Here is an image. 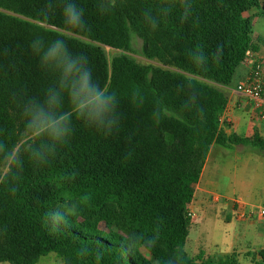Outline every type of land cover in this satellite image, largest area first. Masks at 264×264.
Segmentation results:
<instances>
[{"label": "trees", "instance_id": "obj_1", "mask_svg": "<svg viewBox=\"0 0 264 264\" xmlns=\"http://www.w3.org/2000/svg\"><path fill=\"white\" fill-rule=\"evenodd\" d=\"M69 2L83 9V29L66 22ZM255 8L264 17L260 0H0V167L33 136L0 181V263L37 264L53 253L62 264H235L203 252L186 257L188 205L213 144L264 152V137L219 128L221 86L254 49L246 14ZM58 30L122 51L134 33L145 58L177 71L123 54L108 62L100 47ZM58 39L71 58H87L93 84L115 94L110 132L73 111L61 71L42 63ZM50 90L60 92L53 108ZM34 108L72 112L70 131L58 141L34 135ZM65 195L82 216H52Z\"/></svg>", "mask_w": 264, "mask_h": 264}, {"label": "crops", "instance_id": "obj_2", "mask_svg": "<svg viewBox=\"0 0 264 264\" xmlns=\"http://www.w3.org/2000/svg\"><path fill=\"white\" fill-rule=\"evenodd\" d=\"M254 41V49L248 53L249 61L260 63L264 69V40L256 38ZM249 68L250 63L244 61L237 68L232 83L229 86H221L227 104L220 115L219 128L227 137L237 135L248 139L255 134L264 137V99L255 105L236 90L237 84L246 78ZM229 149L234 150V153L224 156L217 145L213 144L210 148L200 178L194 184L192 201L197 199L195 203L201 208L196 211L198 213L196 220H192L189 237L194 229L198 234L197 239L203 246L204 252H200L206 257L216 260L233 257L236 264H264L260 255L264 253V226L257 227L258 223L264 225V216L260 215V211L264 209V152L243 145H233ZM228 157L230 160L246 159L245 172L250 173L243 188L234 191L231 197L218 194L217 186L209 180L217 161L227 160ZM236 164L241 165L237 162ZM208 195L214 196V205H209ZM234 202H237L245 213L252 212V216L244 220L234 219L232 214ZM226 210L229 211V216L225 219L221 233L212 236L209 230L212 222L217 218H225ZM233 220L236 222H232ZM224 232L227 234L226 237Z\"/></svg>", "mask_w": 264, "mask_h": 264}, {"label": "clouds", "instance_id": "obj_3", "mask_svg": "<svg viewBox=\"0 0 264 264\" xmlns=\"http://www.w3.org/2000/svg\"><path fill=\"white\" fill-rule=\"evenodd\" d=\"M111 5L114 6V0H111ZM183 6L185 8L184 17L186 18L191 6L186 2ZM64 14L66 22L72 27L81 29L85 27L82 19L83 9L77 7L74 3H67ZM145 19L155 28L156 20L154 18L146 13ZM37 43L39 44V42ZM219 51L218 49L217 55H219ZM196 59L199 63H203L202 54L201 56H197ZM42 63L47 65L54 64L55 68L61 71V89H69L71 103L74 105L73 111L78 116L86 117L89 122L107 129L109 132L112 130L116 124V119L111 115L115 94L109 95L107 94V88L102 89L99 84L92 83L91 71L85 66L87 63L86 57L77 56L74 59L71 58L67 54L65 42L58 39L44 53ZM59 96V91L50 90V98L48 100L50 108L58 105ZM26 111H30V109ZM71 115L72 112H65L56 117L51 112L45 113L43 110L35 109L33 121L29 127L32 128L33 125H37L34 135L47 131L54 141H58L70 131ZM155 115L158 117L159 112H156ZM54 147L55 145L47 148V151H53ZM33 155L37 159H43L44 157V154L40 152H34ZM5 159L9 166L17 163L15 154L8 153Z\"/></svg>", "mask_w": 264, "mask_h": 264}, {"label": "rangeland", "instance_id": "obj_4", "mask_svg": "<svg viewBox=\"0 0 264 264\" xmlns=\"http://www.w3.org/2000/svg\"><path fill=\"white\" fill-rule=\"evenodd\" d=\"M261 3H264V0H260ZM258 9H252L250 10L246 15L250 16L253 18V25H252V37L254 39L260 38L264 40V17H259L257 16L258 14ZM41 25V24H40ZM44 26V25H41ZM45 27V26H44ZM59 31V30H58ZM60 33L71 36L74 38H77L85 43H89L92 45H96L100 47L106 57L108 62L112 60L113 57L118 56V55H126L130 58H132L136 63L141 64V65H152L156 67H161L167 70L171 71H177L175 68L170 67V66H165L162 65L161 63L157 62L156 60H150L147 59L143 56L142 54V40L139 39L134 33H131V47L129 51H122V50H114L111 49L110 47L104 46L102 44H99L97 42L91 41L89 39L73 35L69 32L65 31H59ZM33 140V136H23L21 142L17 146V148L14 150L13 154H15L16 157L20 156L25 149H27L30 144L29 142ZM220 149V153L224 156H229L232 153H234V150L230 149H225L220 146H218ZM237 163H241V165H237ZM244 162V163H243ZM247 160L240 158L239 160H230V157H228L227 160L225 159H219L217 161V166H213L212 168V173L209 175V180L217 186L216 192L219 194H223L226 197H231L233 196V192L236 190H240L243 188V184L245 183V179L249 178L250 173L245 172V164ZM9 172V165L8 163L2 167H0V181L3 179V177ZM199 186L197 185L196 188ZM209 205H214L213 200L215 199L213 195H208L207 196ZM206 199V200H207ZM195 202H197V199L195 201H192L191 204H189V212L192 215V220H196L198 214L196 211L201 208L198 206ZM117 213V212H116ZM61 215V216H82V211L80 210V207L78 206L76 201L70 200L67 198V196H64V200L55 207L54 212L52 213V216L55 215ZM229 216V211L226 210L224 211V217L225 218H217L216 221L214 220L211 224V227L209 228L210 233L213 235L218 236L222 228L225 224V219L228 218ZM118 221V217L116 218ZM232 222H236L233 220ZM264 225L258 223L257 227H262ZM226 227V226H225ZM225 230V228H224ZM225 237L226 233L224 232ZM198 234L193 231L191 232L190 237H188V240L185 245V255L186 257L193 258L196 257L200 251H203V246L202 243L199 242L197 239ZM204 252V251H203ZM231 260L235 259L231 257ZM236 262V261H235ZM0 264H8V263H0ZM37 264H62L61 260L53 253L48 254L46 256H43L40 258ZM236 264V263H235ZM253 264V263H252Z\"/></svg>", "mask_w": 264, "mask_h": 264}, {"label": "built area", "instance_id": "obj_5", "mask_svg": "<svg viewBox=\"0 0 264 264\" xmlns=\"http://www.w3.org/2000/svg\"><path fill=\"white\" fill-rule=\"evenodd\" d=\"M248 53L244 61L250 63L249 72L246 78L237 84L236 90L246 99L258 105L264 99V69L260 63L249 61ZM233 218L236 220H244L252 216V212L245 213L237 202L232 207ZM260 215L264 216V209L260 211ZM190 216L192 217L191 213Z\"/></svg>", "mask_w": 264, "mask_h": 264}]
</instances>
